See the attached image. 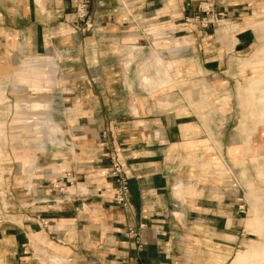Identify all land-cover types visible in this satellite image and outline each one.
<instances>
[{
  "label": "crops",
  "instance_id": "obj_1",
  "mask_svg": "<svg viewBox=\"0 0 264 264\" xmlns=\"http://www.w3.org/2000/svg\"><path fill=\"white\" fill-rule=\"evenodd\" d=\"M76 2L0 0V62L18 69L19 59L42 56L52 63L48 102L69 142L51 154L48 173L32 178L30 195L4 198L10 207L0 227V263L200 264L203 252L207 263L224 264L229 252L208 251L224 235L244 234V212L237 208L242 194L224 193L216 174L264 186L257 181L264 81L237 82L238 113L228 75L238 63L251 69L244 67L252 43L241 24L246 0H89L86 20L76 17ZM183 57L204 80L187 100L177 84L168 88L171 74L186 71L174 65L170 74L168 60ZM152 61L158 65L148 66ZM9 72L0 67V75ZM35 82L31 89L40 93ZM248 122L257 126L250 133ZM45 126L60 131L51 119ZM112 158L128 178V206L113 200L116 178L102 174ZM258 197L246 218L256 235L258 219L264 226ZM258 242L239 252L262 250Z\"/></svg>",
  "mask_w": 264,
  "mask_h": 264
},
{
  "label": "rangeland",
  "instance_id": "obj_2",
  "mask_svg": "<svg viewBox=\"0 0 264 264\" xmlns=\"http://www.w3.org/2000/svg\"><path fill=\"white\" fill-rule=\"evenodd\" d=\"M244 5L247 8L245 9L246 13L242 14L241 24H245V26L248 27V31L252 37V43L249 50H247L248 52L244 55L248 56L247 59H245V61H248V66H244V62L243 66L250 67L251 69L244 68L241 71V67L238 63L237 68L233 72H228V75L232 78L237 88L235 97L238 105L237 109H239L238 113L242 111V106L240 104L242 99L239 95L237 82L239 81L245 84L247 77H249V83H261L264 81V0H246ZM235 17H239V15ZM168 61L172 63L169 69L170 74L174 65H178V67L182 66L186 69L184 75L171 74L173 80L168 82L169 90L173 87V84H177L182 88L181 97L186 100L191 99L194 92L190 90V88L194 87L198 82H204L201 78L198 79L191 70L193 67L192 59L183 57L181 61L176 64L172 60ZM8 62L9 65L0 62V67H3V70L7 72L10 71L8 75H0V227L2 226L3 216L6 215L4 212L10 207L7 205V202L4 201V198L9 202L13 200L12 203H14L18 194L30 195L33 184L32 178L35 177L36 174L44 175L48 173L51 154L65 144L69 145V142L63 143L64 140L60 137L62 131L54 116L56 107L54 105H49L50 103L48 102V99L50 97L52 98V92L47 90L51 84L49 77L53 76L47 73L49 72L47 67H52V63L46 58H42V56L40 58L24 57L18 60V69H15L16 62ZM34 66L40 70H45L44 73L32 75V71L38 70H32L31 68ZM251 71H254L253 76H251ZM36 80L39 82L40 86L44 87L41 88L40 93L31 89L32 84H36ZM206 91L205 93L208 94ZM252 93L253 91H249V94ZM169 97L170 93L167 98L169 99ZM199 97H204H202V91L199 92ZM224 100H226V97ZM199 103L200 102H197L196 106ZM202 108L203 106H200L199 109ZM49 119L59 126L60 131H46L45 124ZM248 126L251 128L248 133L257 127L253 126L250 122H248ZM260 128L264 130V125L262 124ZM21 154L22 157H20ZM23 154L28 157H24ZM26 158H29V160ZM34 164H36V166ZM38 164L39 170L36 171ZM125 178L128 180L126 176ZM215 181L225 187L224 190H222L226 194H229V190L230 192H235V190H237L242 194V196L238 197L241 203L237 204V208L241 212H244L242 214L244 234L238 237L234 232L224 235L222 238L225 240H217L214 249H210L208 254L212 250L217 253L229 252L230 257L227 258L226 256L224 258L226 259L224 264H228L232 258L233 261L235 260V255L239 249L244 247V243L260 239L263 240V242H258L257 245L261 244L263 249L255 250L250 245L248 247L246 246L243 252L248 255L244 256L241 262L239 261V264L246 261L247 264H264L263 222L260 219L257 220V224L261 226L258 230L259 235H256L253 229L251 230L250 228V220L246 221V218L253 213L251 203L255 196H259L257 199L261 202L264 201V186H259L252 179L244 180L242 183L240 179L236 178L233 174H231L229 178H225L224 172L217 173ZM257 181L264 185V171H258ZM223 182H225L224 185ZM230 184L231 186H229ZM228 186L231 187V189ZM240 205H243V208H240ZM204 256L202 252L199 257L200 264L207 263V258L205 261L203 260ZM247 256L249 258H247ZM261 256L262 262L259 261ZM217 258L220 259V255H218ZM0 259H2L1 255ZM1 262L3 263L2 260ZM207 264H212V261H209Z\"/></svg>",
  "mask_w": 264,
  "mask_h": 264
},
{
  "label": "built area",
  "instance_id": "obj_3",
  "mask_svg": "<svg viewBox=\"0 0 264 264\" xmlns=\"http://www.w3.org/2000/svg\"><path fill=\"white\" fill-rule=\"evenodd\" d=\"M89 0H77L75 7V14L79 20H86L87 16V6ZM103 175L114 177L117 180V186L114 191L113 200L116 204L121 206L129 205V187L128 180L125 178L121 166L116 158H112L110 166L102 172ZM240 208H243V205H240ZM133 235H136V232L129 231ZM131 264H139V262L134 261Z\"/></svg>",
  "mask_w": 264,
  "mask_h": 264
},
{
  "label": "bare ground",
  "instance_id": "obj_4",
  "mask_svg": "<svg viewBox=\"0 0 264 264\" xmlns=\"http://www.w3.org/2000/svg\"><path fill=\"white\" fill-rule=\"evenodd\" d=\"M158 64H156L155 63V61H152V62H150V63H148V66H157ZM240 250V249H239ZM239 250H238V254H237V257H236V259H235V264H239V261L241 262V259L244 257V256H246V255H248V254H244V253H241V252H239ZM247 258H249L248 256H247Z\"/></svg>",
  "mask_w": 264,
  "mask_h": 264
}]
</instances>
